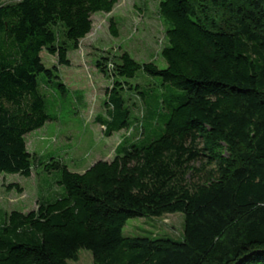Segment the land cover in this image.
I'll use <instances>...</instances> for the list:
<instances>
[{"label":"trees","instance_id":"1","mask_svg":"<svg viewBox=\"0 0 264 264\" xmlns=\"http://www.w3.org/2000/svg\"><path fill=\"white\" fill-rule=\"evenodd\" d=\"M119 2L0 0V174L43 165L62 189L5 214L0 264H68L79 250L93 264H264V0H158L165 68L128 52L95 64L112 84L94 120L106 138L128 133L114 157L78 173L28 152L26 136L55 120L38 77L64 94L58 67ZM172 214L181 241L122 235L130 219Z\"/></svg>","mask_w":264,"mask_h":264},{"label":"rangeland","instance_id":"2","mask_svg":"<svg viewBox=\"0 0 264 264\" xmlns=\"http://www.w3.org/2000/svg\"><path fill=\"white\" fill-rule=\"evenodd\" d=\"M157 3L158 0H120L109 15H94L90 34L80 42L77 51L67 54L73 66L58 68L60 82L67 89L64 94L56 81L44 84L43 76L38 77V88L44 96L47 113L55 120L26 136L30 154L56 158L71 172L78 173L97 160L110 161L114 157L116 148L128 133L121 131L106 138L103 128L94 120L96 116L104 115L106 89L112 84L110 79L98 73L95 64L108 52L116 55L128 52L140 63L153 62L164 69L165 63L159 54L162 44L165 45L168 24L157 16ZM215 15L224 21L225 16L220 10H216ZM109 21L114 22L117 36L110 33ZM40 57L46 69L51 70L56 65L55 59L46 52L43 51ZM35 166L28 178L0 174V222L5 214L27 213L36 208L37 201L52 196L51 193L62 192L57 184L58 171L47 173L43 165ZM18 187L22 189L21 193ZM182 230L183 216L172 214L161 218L130 219L122 229V235L181 241ZM68 264H93L91 253L79 250L77 260L68 261Z\"/></svg>","mask_w":264,"mask_h":264},{"label":"crops","instance_id":"3","mask_svg":"<svg viewBox=\"0 0 264 264\" xmlns=\"http://www.w3.org/2000/svg\"><path fill=\"white\" fill-rule=\"evenodd\" d=\"M70 61V67L73 66L72 61L70 59H68ZM85 103V102H84ZM86 105V104H85ZM97 117V116H96Z\"/></svg>","mask_w":264,"mask_h":264},{"label":"built area","instance_id":"4","mask_svg":"<svg viewBox=\"0 0 264 264\" xmlns=\"http://www.w3.org/2000/svg\"><path fill=\"white\" fill-rule=\"evenodd\" d=\"M111 69V65L108 66Z\"/></svg>","mask_w":264,"mask_h":264}]
</instances>
